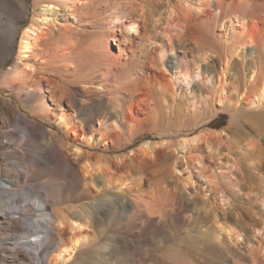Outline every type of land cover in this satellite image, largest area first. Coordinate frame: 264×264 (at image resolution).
<instances>
[{"label":"rangeland","instance_id":"1","mask_svg":"<svg viewBox=\"0 0 264 264\" xmlns=\"http://www.w3.org/2000/svg\"><path fill=\"white\" fill-rule=\"evenodd\" d=\"M63 1L0 0V179L20 175L21 186L87 225L67 264H264V99L248 107L261 85L250 76H264V0H222L203 13L193 0H170L174 11L156 0ZM48 4L55 21L42 24L30 58L18 61L24 32ZM236 18L246 37L230 31ZM129 21L138 33L126 31ZM56 113L73 129L57 125ZM220 116L226 125L213 128ZM34 125L39 136L23 142ZM197 135L205 142L180 146ZM117 188L131 208L107 196ZM153 194L155 205H145ZM24 199L26 216L37 215ZM28 226L0 230V264H12L6 248L29 240Z\"/></svg>","mask_w":264,"mask_h":264},{"label":"bare ground","instance_id":"2","mask_svg":"<svg viewBox=\"0 0 264 264\" xmlns=\"http://www.w3.org/2000/svg\"><path fill=\"white\" fill-rule=\"evenodd\" d=\"M56 1L59 3L64 2L63 0H56ZM157 1L159 3L165 1L167 9H172L174 11L173 9L174 6L173 4H171L170 0H156V2ZM221 1L222 0H199V2H195L193 0L194 2L193 5L195 9L198 10L199 13L200 12L203 13V11L205 10H202V6L209 7L211 6V4L215 5V3L217 2H218L217 4H219ZM147 2H150V0H147ZM249 2H253V0H249ZM249 6L247 5V7ZM187 12H188L187 15L182 17V20L184 21V25L186 27V33L191 34L193 31L194 21L196 20V15L193 14V10L191 8ZM55 16L56 14L51 12L50 4H48V7L42 10L40 17L36 16L34 18V22L29 26V28L26 29L20 41L18 57H17L18 61L25 60L27 57L30 56L29 54L33 52V45L31 43V40H36V38L38 37L37 33L40 32L42 24L45 22L48 24L49 22L55 21L54 19ZM123 26L125 27L126 31L129 32L130 34L131 33L136 34L139 31L138 30L139 26L134 21H129L128 24H124ZM232 30L235 37L243 38L247 36L245 22L238 18H236L235 21L232 22L230 31ZM255 40L250 38L248 41V45H258L256 44ZM245 47H247V44H244L243 46H235L233 48V53H239ZM262 55L264 56V54ZM226 64L229 65L228 62ZM11 70L12 72H14L15 68H12ZM224 73L225 72L221 73L222 80L220 81L219 84L220 85L219 88H222V92L221 94H219L221 96L220 97L217 96L219 97V103L221 104L226 102L225 98H223L225 91V79L223 78ZM262 76H263L262 73L258 74L256 73V71H254L250 76L251 80L253 81L255 80L259 82L261 80L260 81L261 85L257 86L256 90L253 91L254 94L248 101V107L251 108L254 106L259 107L264 99V76L263 77ZM12 79L15 78L12 77ZM12 79L10 78V81H12ZM7 83L9 84V82ZM5 84H6L5 82L0 83V86L3 87ZM39 98L40 96L37 94L32 95L31 101L35 102L39 100ZM234 102L233 105L238 104V101L235 103ZM54 121L57 125L64 128L66 131H70L73 129L72 119H70L69 117H67L62 113L54 114ZM39 133L40 130L38 129L37 126L35 125L30 127L28 126L25 130L22 131L21 136L23 142L24 141L26 142L31 137H38ZM10 134L12 135L13 132H9V134L7 135ZM216 134H220V132H216ZM205 136H207L208 139L207 141H209L211 140L213 134H209ZM8 140L12 142V137L9 138ZM87 140L89 143H91L92 138H89ZM203 141L205 142V140H203V136L197 135L192 138V140L190 141L192 142L191 144L188 141L183 140L180 143V146L183 149H186L189 147V145L199 146V144ZM143 146L144 149L146 150L150 148L149 142L143 144ZM47 151L50 156L54 155L53 149L47 148ZM71 151L72 154L76 157H82L83 155L80 148H74L71 149ZM86 166L87 168H89L88 163H86ZM96 169L97 170L93 169L95 171L94 174L96 173H97L96 175L102 174V179L104 180V188L106 190H110V188L112 187V183L110 182L109 177L108 178L106 177V171H104L105 169H103L102 167H98ZM94 171H91V173L89 172L87 174H90L92 175V177H94L92 173ZM30 176L31 175H28L27 178H29ZM21 183H23V180L20 175L15 177L14 179L11 178H6L3 180L0 179V230H3L5 232H9V231L15 232L20 230V226L24 225L25 223H29L30 226L28 230V234L30 235L29 240H27L26 238V240H24L23 242L21 243L18 242L20 246L17 247L13 246V248L7 246L6 248L12 252V258H13L12 264H67V262L70 261V259L72 258V254L76 250H78L79 247H81L85 239L83 235L79 232V230L87 225L85 223L83 224L82 222H79L77 216L68 219V217H66V215L62 211H60V209L55 208L53 203H51L46 197L43 198L40 195V193L35 190L33 186H28V185L21 186L20 185ZM106 194L107 196L112 195L120 199L122 201V204L124 205L123 210H126L127 208H131V206H133V203H135L128 196L127 192L123 190V188H117V192H115V194L110 191L106 192ZM161 196L164 197L162 194ZM153 197L155 199L153 198L151 202H146L145 205L146 204L155 205L154 202L159 197L155 196L154 194ZM20 198H25L24 200L27 203H29L30 206L33 207V210L34 212L37 213V215H34L31 218L26 216L27 206L26 205L21 206L18 204V200ZM136 204L139 207L143 206L141 202L139 203L137 202ZM89 214L90 213L87 212L83 216L86 219V222L89 220ZM65 227L70 228L71 230L70 232H73L72 237L67 240L65 239L63 234V230ZM31 257L33 258V261H30Z\"/></svg>","mask_w":264,"mask_h":264},{"label":"trees","instance_id":"3","mask_svg":"<svg viewBox=\"0 0 264 264\" xmlns=\"http://www.w3.org/2000/svg\"><path fill=\"white\" fill-rule=\"evenodd\" d=\"M226 119L224 116H220L219 118H217L213 123H212V127L213 128H216V129H219V128H222L223 126H225V122H223L222 124H220V121L221 120H224Z\"/></svg>","mask_w":264,"mask_h":264}]
</instances>
